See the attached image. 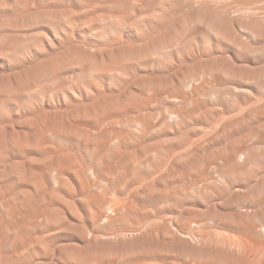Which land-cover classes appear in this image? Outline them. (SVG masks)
Listing matches in <instances>:
<instances>
[{
	"label": "rangeland",
	"instance_id": "rangeland-1",
	"mask_svg": "<svg viewBox=\"0 0 264 264\" xmlns=\"http://www.w3.org/2000/svg\"><path fill=\"white\" fill-rule=\"evenodd\" d=\"M136 262L264 264V0H0V264Z\"/></svg>",
	"mask_w": 264,
	"mask_h": 264
},
{
	"label": "bare ground",
	"instance_id": "bare-ground-1",
	"mask_svg": "<svg viewBox=\"0 0 264 264\" xmlns=\"http://www.w3.org/2000/svg\"><path fill=\"white\" fill-rule=\"evenodd\" d=\"M228 10H229V9H228ZM166 167H167V166H166ZM166 167H165V168H166ZM151 175H153V174L150 173L149 176H151ZM97 200H98V199H97ZM99 201H100V199H99ZM102 201H103V200H102ZM99 213H100V212H98V213L96 212V214L94 215V217H95V218H98V217L101 215V214H99ZM102 217H103V216H102ZM99 219H100V218H99ZM129 259H130V258H129ZM143 263H144V262H136L135 264H143ZM147 264H151V262H150V263H147Z\"/></svg>",
	"mask_w": 264,
	"mask_h": 264
}]
</instances>
